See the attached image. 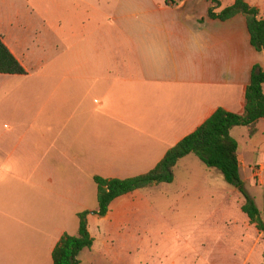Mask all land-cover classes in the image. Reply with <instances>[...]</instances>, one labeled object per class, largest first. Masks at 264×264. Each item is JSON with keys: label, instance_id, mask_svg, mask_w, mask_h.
Listing matches in <instances>:
<instances>
[{"label": "crops", "instance_id": "1", "mask_svg": "<svg viewBox=\"0 0 264 264\" xmlns=\"http://www.w3.org/2000/svg\"><path fill=\"white\" fill-rule=\"evenodd\" d=\"M246 1L258 7L264 17V4ZM234 2L221 0L214 11L218 13ZM211 5L209 0H56L57 22L62 25L63 21H70L73 25L67 36L79 40L72 43L71 53L67 54L71 63H63L59 44L55 45L56 56H49L51 39H35L37 44L26 38L22 41L13 24L10 23L11 29H5L0 21V35L27 70V74L1 75L38 74L44 78L47 75L43 73L54 71L55 94L46 92L40 103H51L54 97L55 116L60 120L69 97L72 111L74 105L78 109L80 81L89 78L87 102L97 92L98 102L107 105V116L82 133L84 148L79 150L83 148L81 153L85 152L83 157L89 160L83 168L95 169L93 180L96 174L105 178L142 174L154 168L171 147L219 107L242 110L243 88L250 83L254 66L259 64L264 70V51L252 45L246 16L212 18L208 15ZM43 18L49 23L48 16ZM57 35L58 40L64 37ZM257 126L256 133L264 132V118ZM240 162L241 169L249 166L245 158L244 166L242 159ZM143 189L111 204L107 215L101 217L108 230L118 228L133 209L155 211L140 193ZM6 221V217H0V223ZM16 221L17 224L11 222L14 226L10 233L18 242L10 250L16 260L24 258L22 264L48 263L55 246L68 233L63 226L56 227L58 238L49 240L46 235L44 243L37 246L31 241L29 226L23 220L22 224ZM91 221L88 218L89 230ZM7 230L6 225L0 224V253L9 247ZM19 230L24 231L22 239L15 235Z\"/></svg>", "mask_w": 264, "mask_h": 264}, {"label": "rangeland", "instance_id": "2", "mask_svg": "<svg viewBox=\"0 0 264 264\" xmlns=\"http://www.w3.org/2000/svg\"><path fill=\"white\" fill-rule=\"evenodd\" d=\"M255 1L264 4V0ZM55 2L0 0V21L5 29L13 24L22 41L51 39L49 56H56L55 45L59 44V53L64 54L63 63L67 64L71 63L67 54L72 43L79 40L67 36L73 25L70 21L62 25L57 22ZM43 16L49 17V23ZM57 34L64 37L58 40ZM44 74L47 77L0 74V217L7 218L0 224L9 228V247L0 253V264H22L24 260H16L10 250L18 242L10 233L14 226L11 222L24 221L32 243L38 246L46 235L49 240L58 238L56 227L77 234V212L84 210L89 211L95 242L92 248L80 252L82 264H264V232L242 211L243 195L224 180L218 169L207 167L194 153L180 160L173 182L141 190L155 211L133 209L118 228L108 230L105 219L95 216V169L83 168L89 160L83 157L85 152L81 153L83 131L105 119L107 105L98 102L97 92L87 102L90 82L85 77L80 81L78 109L74 105L72 111L69 97L64 118L56 119L54 97L51 103H40L46 92L55 94L56 73ZM234 128L233 136L241 143L242 166L243 158L249 165L241 169L244 187L264 218V132L251 136L247 126ZM23 234L19 230L15 235L22 239ZM49 261L53 264L51 256L48 263L30 264Z\"/></svg>", "mask_w": 264, "mask_h": 264}, {"label": "trees", "instance_id": "3", "mask_svg": "<svg viewBox=\"0 0 264 264\" xmlns=\"http://www.w3.org/2000/svg\"><path fill=\"white\" fill-rule=\"evenodd\" d=\"M211 7L208 15L212 18L227 20L238 14L247 18V26L252 45L264 51V17L258 7L246 0H235L232 5L216 13L215 8L221 0H209ZM0 74H27V70L14 55L0 35ZM264 70L257 64L251 73L250 83L243 88V109L237 112L219 107L194 131L171 147L163 159L151 170L131 177L105 178L94 175L98 187V208L95 214L104 217L111 204L119 197L155 184L171 183L175 180V168L185 156L194 153L209 168L218 169L224 180L234 185L244 197L241 209L251 223L264 232V218L255 199L246 191L241 176L239 141L231 134L236 126H247L250 135L258 131V122L264 118ZM89 211L78 213L79 229L77 234L65 233L55 246L52 257L54 264H81L80 252L92 248L95 238L89 230Z\"/></svg>", "mask_w": 264, "mask_h": 264}]
</instances>
